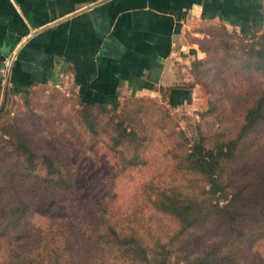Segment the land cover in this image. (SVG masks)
<instances>
[{"label": "trees", "instance_id": "16d2710c", "mask_svg": "<svg viewBox=\"0 0 264 264\" xmlns=\"http://www.w3.org/2000/svg\"><path fill=\"white\" fill-rule=\"evenodd\" d=\"M243 34L234 40L223 27L202 42L208 56L192 61L214 94L205 113L229 115L231 126L190 138L149 98L115 106L77 99L75 128L90 150L102 143L125 168H143L164 149L171 178L152 177L142 190L153 209L177 221L176 240L149 238L137 209L120 213L101 200L78 206L65 145L32 144L11 124L13 148L0 152V264H264V88L256 80L264 77V33ZM236 104L244 106L239 115L228 112ZM51 198L70 212L36 216ZM191 232L192 243L183 241Z\"/></svg>", "mask_w": 264, "mask_h": 264}, {"label": "crops", "instance_id": "0c3cea01", "mask_svg": "<svg viewBox=\"0 0 264 264\" xmlns=\"http://www.w3.org/2000/svg\"><path fill=\"white\" fill-rule=\"evenodd\" d=\"M199 21L251 33L264 0H0V103L42 86L109 106L137 94L190 103L200 86L188 69L203 54L186 28Z\"/></svg>", "mask_w": 264, "mask_h": 264}, {"label": "rangeland", "instance_id": "374dc122", "mask_svg": "<svg viewBox=\"0 0 264 264\" xmlns=\"http://www.w3.org/2000/svg\"><path fill=\"white\" fill-rule=\"evenodd\" d=\"M223 27L232 33L234 40L241 41L244 32L223 21H199L195 26L186 28V40L194 44L203 54L197 58L208 56L202 42L204 43V39L214 38L215 33L221 31ZM252 33L261 35L264 33V28ZM192 61L188 69L191 76L190 83L200 86L192 102L173 106L165 96L150 94L128 96L151 99V103H155L161 111L173 118L178 128L183 129L190 138H195L199 130L215 132L228 125L231 126L233 121L228 117L229 115L220 117V115L205 113L210 107V100L214 94L203 77L201 81L196 78L192 71ZM210 74H213V71ZM233 79L234 75L231 72L229 76L231 84ZM206 80L210 81L207 78ZM256 80L258 85L264 88V77H257ZM243 84L247 85V80ZM128 96L120 99L121 105L125 103V98ZM3 101L0 106H3ZM77 102V98L59 86L36 87L27 97L8 95L0 111V152L13 148L10 136L5 133L11 124L23 131L32 144H51L53 141L64 144L76 170V188L73 196L79 202L78 206L93 208L94 203L101 200L116 207L120 213L137 209V217L140 218L137 222L142 227L141 231L149 238L153 236H161L164 240L177 238L179 230L177 221L171 215L153 209L144 199L142 190L143 182L152 177L171 178V168L165 167L167 158L164 149L159 147L150 157L149 165L143 168H125L122 159L107 152V145L102 143L98 149L90 150L85 136L80 131H83V128H79V133L75 128V109L79 107ZM121 105L114 109L117 113L122 110ZM243 110L244 106L236 104V107L228 112L239 115ZM69 212L70 209L60 199L51 198L38 204L36 216L45 213L68 214ZM194 233L187 234L183 241L192 243ZM260 249L264 253V247Z\"/></svg>", "mask_w": 264, "mask_h": 264}, {"label": "built area", "instance_id": "2783aa9c", "mask_svg": "<svg viewBox=\"0 0 264 264\" xmlns=\"http://www.w3.org/2000/svg\"><path fill=\"white\" fill-rule=\"evenodd\" d=\"M12 63V57H6L4 59V68L3 71H6L7 66H9Z\"/></svg>", "mask_w": 264, "mask_h": 264}]
</instances>
